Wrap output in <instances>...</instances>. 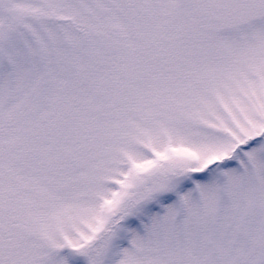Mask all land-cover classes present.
Listing matches in <instances>:
<instances>
[{
  "label": "snow or ice",
  "instance_id": "6c2138e0",
  "mask_svg": "<svg viewBox=\"0 0 264 264\" xmlns=\"http://www.w3.org/2000/svg\"><path fill=\"white\" fill-rule=\"evenodd\" d=\"M0 264H264V0H0Z\"/></svg>",
  "mask_w": 264,
  "mask_h": 264
}]
</instances>
